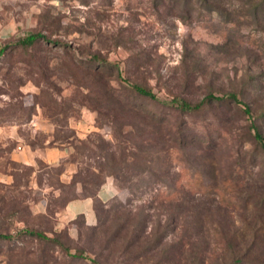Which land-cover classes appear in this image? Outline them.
<instances>
[{
	"label": "rangeland",
	"instance_id": "374dc122",
	"mask_svg": "<svg viewBox=\"0 0 264 264\" xmlns=\"http://www.w3.org/2000/svg\"><path fill=\"white\" fill-rule=\"evenodd\" d=\"M219 1L0 0V232L13 235L0 239V264H264V150L250 126L264 137V0ZM37 32L60 44L17 42ZM130 82L165 101L233 91L250 114L230 101L180 112ZM24 146L65 155L27 164L13 156ZM100 151L126 153L128 171L147 156L155 175L101 174L117 194L86 225L63 206L84 195ZM24 227L83 257L17 235Z\"/></svg>",
	"mask_w": 264,
	"mask_h": 264
},
{
	"label": "trees",
	"instance_id": "16d2710c",
	"mask_svg": "<svg viewBox=\"0 0 264 264\" xmlns=\"http://www.w3.org/2000/svg\"><path fill=\"white\" fill-rule=\"evenodd\" d=\"M180 1V0H177ZM202 3L205 2H209V0H199ZM184 2L186 3L187 0H184ZM219 3H221V1L219 0H211V3L209 5H211L214 9L219 7ZM39 39H46L48 40V42H53L54 44H60L58 42L52 41L51 39L46 38L45 35H43L40 32L37 33H29L27 34L25 37H22L19 39V44L22 46H32L36 41H38ZM2 52V51H0ZM77 61V60H76ZM89 61L91 62H97L98 66H106L107 69H118V63L114 62V63H109L107 61H105L104 59L99 58L98 55L96 54H92L90 56ZM79 62H82L79 60ZM74 67H76V64L74 65ZM89 67V66H88ZM86 66V68H88ZM77 68V67H76ZM99 68L96 69H91L90 67L88 69H86V72L84 74L86 75H90L91 77H96V78H102L104 77V70H100ZM120 71H118V77L122 78L121 74L119 73ZM88 73V74H87ZM104 86H106V88H108L107 83H103ZM129 87L130 89L135 92L137 95H140L144 98L150 99L151 100H155V101H160L165 103V105H170L173 106V108H175L176 110H179L180 112H196L198 110H200L202 107L212 104L213 102H220V101H230L233 102L234 104H242L243 105V111L246 112L247 114H250V107L248 104H244V102L238 98V95L236 92L233 91H229L226 93H223L222 95H215L212 92L207 93L201 100L199 101H192L186 98H183L181 96L173 95L171 97V99H169L168 101L165 100H160L159 97L157 96V94L155 92H153V90L141 83H137V82H130L129 83ZM116 117V116H115ZM250 126L253 128L254 133L252 135V137H254V140L256 141V143H258L264 150V137L262 136V133L259 131L257 125L255 123H251ZM60 137H57L56 139H58ZM62 138V137H61ZM64 139V138H63ZM141 139V138H139ZM142 142L140 143H136L133 142L134 146H140L143 145V139H141ZM150 143V142H149ZM105 146L103 148H101V150H104ZM125 148V147H123ZM96 156H102L103 157V161L102 163L98 164V172L97 174H90L88 170H86L85 172V176H88L89 179L88 180H84L85 183L83 184V191H84V195L85 196H89L93 199V207L94 209L96 208L95 204L97 202H101L100 200L97 199L96 197V193L97 190L99 189V187L101 186V184L104 183V179H100V175L101 174H106V175H111L114 177V179L117 182H128L129 179L131 178V176L135 175V174H145L147 173V175H155V172H153L152 168L150 165H148V163L152 162V159L147 158V156H144L142 161H143V165L141 167H138V171H128L129 169L132 170V165H128L127 163V154L124 153L123 151H121L120 153H117L115 151H107L105 154L102 153V151H100L99 153H94ZM133 158H135V162L140 161V158L138 159V156L135 154H132ZM142 158V157H141ZM148 162V163H147ZM125 169V171H123ZM90 174V175H89ZM143 178H140L139 181H142ZM149 182H153V181H149ZM140 182H133L130 183L128 185V189L130 190L131 194H134L133 192H142L141 189H139L138 186ZM91 186V187H90ZM124 186V185H121ZM149 183H147L145 185L144 188H149ZM139 190V191H138ZM76 196H73L72 198H74ZM81 218H83L82 216H79ZM91 230L94 229L95 231V227H91ZM17 235H25L27 237H31L32 239H35L36 241L40 242V243H44V244H52V245H56L57 247L61 248V250L69 253V248H67L63 242L60 241V239L56 236L50 237L48 235H46L44 232L34 229V228H29V227H24L22 229H19L17 231ZM13 238V235L10 233H1L0 232V239L2 240H10ZM17 247V248H16ZM20 247L17 245H13L12 247H10V250H16L19 249ZM126 251V249H125ZM72 257H76V258H82L83 257V252L81 250L71 254L69 253ZM141 253H139V251L136 252H132L128 255H133V256H139ZM93 262L95 264H101L99 263L96 259H93Z\"/></svg>",
	"mask_w": 264,
	"mask_h": 264
},
{
	"label": "crops",
	"instance_id": "0c3cea01",
	"mask_svg": "<svg viewBox=\"0 0 264 264\" xmlns=\"http://www.w3.org/2000/svg\"><path fill=\"white\" fill-rule=\"evenodd\" d=\"M2 34V32H1ZM3 35V34H2ZM1 35V36H2ZM22 152H14L13 156L23 163L32 164L35 158L51 163L64 157L65 152L58 148H45L43 150L28 149L24 146ZM117 194L116 186L111 179H106L99 187L96 193L98 200L102 202L109 201ZM63 215L66 218L74 219L82 216L86 225H93L96 222V212L93 207V199L89 196L81 194V190L77 189V196L69 198L63 206Z\"/></svg>",
	"mask_w": 264,
	"mask_h": 264
}]
</instances>
